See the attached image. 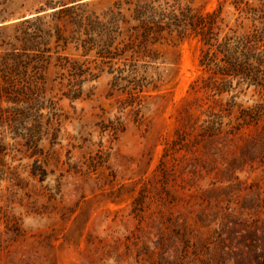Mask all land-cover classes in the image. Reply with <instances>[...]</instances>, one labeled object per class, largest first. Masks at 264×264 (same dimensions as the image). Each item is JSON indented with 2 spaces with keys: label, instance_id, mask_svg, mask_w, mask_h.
Instances as JSON below:
<instances>
[{
  "label": "rangeland",
  "instance_id": "obj_1",
  "mask_svg": "<svg viewBox=\"0 0 264 264\" xmlns=\"http://www.w3.org/2000/svg\"><path fill=\"white\" fill-rule=\"evenodd\" d=\"M130 3L0 0V264H264V87L218 94L193 35L132 57Z\"/></svg>",
  "mask_w": 264,
  "mask_h": 264
},
{
  "label": "trees",
  "instance_id": "obj_2",
  "mask_svg": "<svg viewBox=\"0 0 264 264\" xmlns=\"http://www.w3.org/2000/svg\"><path fill=\"white\" fill-rule=\"evenodd\" d=\"M129 1L131 3L127 12L130 19L125 18V20L126 23L132 20L136 22V25L129 27L130 37L134 40L131 45L137 47L129 48L132 49V57L136 55L155 59L154 52L148 47L159 43L160 39H167L164 32L170 36L176 33V40L179 41L193 35L207 46L201 63L205 64L208 54L206 65H208L209 78H218L213 86L218 94L227 92L234 79L237 80L238 85L248 82L250 85L264 87V73L261 69L264 65V13L262 17H257V19L261 18V26L254 29L253 33L238 35L236 31H232L231 35L225 33L221 36L228 27L225 20L219 18L221 7L202 14L194 11L190 5L181 7L179 0H174L173 3L167 0L162 3L158 0ZM77 8L81 6L67 11ZM84 13L82 9V14H76L74 19L81 21ZM93 17V14L86 17L88 24L94 23L96 17ZM112 20L114 21V17Z\"/></svg>",
  "mask_w": 264,
  "mask_h": 264
}]
</instances>
